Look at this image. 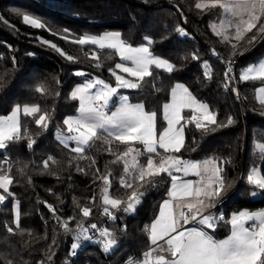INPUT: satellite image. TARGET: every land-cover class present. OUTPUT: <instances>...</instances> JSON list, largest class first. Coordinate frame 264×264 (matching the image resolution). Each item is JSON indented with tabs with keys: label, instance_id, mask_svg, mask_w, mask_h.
Instances as JSON below:
<instances>
[{
	"label": "trees",
	"instance_id": "obj_1",
	"mask_svg": "<svg viewBox=\"0 0 264 264\" xmlns=\"http://www.w3.org/2000/svg\"><path fill=\"white\" fill-rule=\"evenodd\" d=\"M197 2L199 0H0V17L3 18L0 21V75L7 73L0 87V116L8 115L15 103H39L45 111L54 109V121L46 132H41L33 118L21 115V135L26 128L36 140L31 150L27 138L11 144L7 150H0V174L12 177L9 191L14 194L0 205V264H39L41 261L44 264H120L131 254L149 247L144 227L153 222L161 202L167 198L171 183L168 177L155 187L148 186L134 214L118 213L117 220L106 226L118 240V246L110 253L102 250L105 238L94 237L85 241L77 255L71 254L77 222L90 228L92 223L101 226L107 219L103 215L101 189L104 185L99 179L94 182L89 169L91 159L95 160L94 168L100 169L97 175L111 172L109 179L115 177L109 195L127 201L132 191L120 187L118 180L124 175L123 165L112 163L115 157L104 151L105 145L98 143L86 153L89 159H80L55 140L56 123L63 127V118L77 114L78 101L72 100L70 93L83 77L76 76L75 72L83 71L88 77L116 85L109 69L121 62L118 54L115 50L74 43L85 34L99 36L106 31H116L133 46L144 44V37H148L152 41L150 50L176 66L171 74L153 66L156 79L146 78L148 83L143 85L147 95L139 90L122 89L130 100L143 102L148 111L157 113L158 134L166 126L163 104L170 100L171 88L177 82L183 83L216 111L218 122H226L232 115L236 120L234 125L213 133L205 134L196 129L194 122L187 124L185 148L175 155L185 160L216 158L219 166L223 164L231 185L223 196V200H227L220 206L227 219L240 210L264 209V190L250 185L246 179L253 168H259L264 176V148L259 147L264 145V105L256 98V89L264 80H240L241 68L264 55V33L258 32V24L252 33H243L241 39H237L234 26H226L223 35L216 36L211 25L224 10L219 6L196 9ZM13 8L18 11L13 12ZM23 15L39 19L45 27L37 29L26 25ZM261 21L264 22V15ZM177 27H183L189 36H180L175 31ZM253 33L257 34V39L249 43ZM65 35H68L67 40L62 38ZM45 40L72 55L75 62L68 61L50 44H44ZM213 49L225 61L235 62L239 92L232 91L234 82L226 80L224 63L212 55ZM193 52L200 55V60L191 58ZM93 53L99 56L98 60L92 59ZM12 57L16 60L14 70ZM204 61L211 65V79L204 75ZM96 64L100 67H94ZM37 82H43L49 91L43 95L36 93ZM190 115L185 112V117ZM193 146L194 151L190 150ZM137 147L143 150L142 146ZM158 151L164 154L163 150ZM48 156H52L54 162L49 161L45 167ZM145 159L140 157L141 162ZM228 160L231 163H227ZM77 166L84 172H78ZM140 183L137 181L133 187L144 191ZM253 191L257 192L255 197L251 195ZM15 200L19 201L21 209L19 227L15 224ZM47 205L57 211L51 212ZM83 207L92 210L90 217L82 216ZM73 216L76 220L70 221ZM65 221L69 222L71 231L64 230ZM8 227L13 228L12 233L7 232ZM229 232V227L222 224L215 234L223 237ZM50 255L52 259L48 260Z\"/></svg>",
	"mask_w": 264,
	"mask_h": 264
},
{
	"label": "snow or ice",
	"instance_id": "obj_2",
	"mask_svg": "<svg viewBox=\"0 0 264 264\" xmlns=\"http://www.w3.org/2000/svg\"><path fill=\"white\" fill-rule=\"evenodd\" d=\"M218 6L226 13H231L233 17L239 16L240 19L235 24L232 20L221 21L219 28L215 24L211 25L216 36H222L226 26H234L237 39H241L243 33H252L253 29H257L258 24V32L264 33V22L261 21V16L264 15V0H199L195 3V8L200 10L214 9ZM12 11L18 10L13 8ZM243 14L247 15V19L243 18ZM22 19L23 23L33 28L45 27L39 19L31 15H23ZM2 20L3 18L0 17V21ZM184 22H187L186 18ZM64 31L68 33L69 30ZM175 31L182 37L189 36L183 27H177ZM62 38L67 40L68 35ZM256 39L257 34L253 33L248 42L252 43ZM144 40V44L134 47L121 39L120 32L110 31L99 36L85 34L74 41L78 45L115 50L121 62L109 69L115 78V86L98 77L88 78V74L83 71L74 73L76 76L85 77V80L76 85L70 93V98L78 101L77 114L63 118V127L61 123H56L55 140L63 149L76 154V157L80 159H89L86 153L101 143L106 146L104 151L115 157L112 163L123 165L124 175L120 176L118 183L126 190L132 189L127 201L109 195V189L115 180V177L109 179L112 176L111 172L97 175L100 169L94 168V158L89 164L94 182L99 179L104 185L101 189L105 205L103 215L113 222L118 217L111 210L134 214L142 203L148 186L155 187L158 182H163L165 177L170 178V187L166 193L168 198L162 201L154 221L144 227L148 236V251L143 253L142 260L130 258L126 264H264V210L258 212L240 210L232 213L228 219L222 211H209L222 203L223 196L231 186L227 181L223 164L217 166L216 158L192 161L175 155L185 148L187 124L194 122L196 129L208 134L234 125L235 118L229 115L226 122H218L216 111L211 110L207 103L198 101L184 84L176 83L171 88L170 102L163 104L164 120L167 126L163 127L157 136V113L146 111L144 103H131L127 95L120 94V89H133L147 95L143 85L148 83L146 78L156 79L153 66L168 74L176 70V66L168 59L153 54L149 47L152 41L148 37H144ZM43 43L50 44L47 40ZM50 46L65 56L68 61L75 62L72 55L63 52L56 44L51 43ZM212 55L219 58V54L214 49ZM191 58L200 60V55L193 52ZM92 59L98 60L99 56L93 53ZM12 62L14 70L15 57H12ZM233 64L234 61H229L227 71L224 73L229 82L235 79L230 76ZM94 67L99 68L100 65L96 64ZM202 67L204 75L211 79V65L204 61ZM117 69L127 74V78L125 75L118 74ZM254 69V65L249 66L241 73L240 80L264 79V63L260 64L258 76L253 75ZM4 75H0V87H3ZM56 83L59 84L58 78ZM34 90L42 95L49 91L43 82H37ZM232 91L236 92V89L233 88ZM259 91L264 93V87H261ZM55 95L59 96V92ZM114 97L118 102H114ZM237 99H239L238 93ZM260 103L264 105V99ZM186 108L193 113L189 117L182 114ZM21 115L33 118L41 132H46L54 121V109L51 112L45 111L39 103H15L8 115L0 116V150L9 149L11 144L23 138L28 139L29 150L33 148L36 140L31 138L26 128L23 136L21 135ZM182 121L185 123H181ZM137 145L142 146L143 150ZM121 146H123L122 150ZM259 147L264 148V145ZM158 149L163 150L164 154ZM190 150L194 151L195 146ZM140 157L146 159L141 162ZM49 161L54 162L52 156H48L44 161L45 167L48 166ZM226 162L231 163L230 160ZM76 170L84 172V169L79 166ZM190 175L199 177V180L185 179ZM125 176L128 178L126 179ZM246 179L250 185L264 190V176L260 175L257 169L253 168ZM137 181L142 182L139 187L144 188V191L134 189L133 186ZM12 184L13 179L10 175L0 174V189L7 193V195L0 194V205L14 196L9 191V186ZM251 195L255 197L257 192L253 191ZM47 207L53 213L57 211L52 205ZM14 208L15 224L19 227L21 209L18 201ZM176 208L179 209L178 214ZM81 211L84 218L92 215L89 207H83ZM69 220H76V217H70ZM222 224L229 227L230 234L226 238L217 239L215 231ZM62 226L66 232L71 231L69 222H63ZM90 228L105 238L102 242V250L105 254L118 246L116 234L109 231V228L98 229L95 223H92ZM76 229L74 242L70 245L73 256L77 255V250L82 247L81 241L92 239L88 235L89 228L83 227L80 222L76 223ZM7 232L12 233L13 228L8 227ZM52 243L55 244L56 241L53 240ZM47 259L51 260L52 256H48ZM39 264L44 262L41 261Z\"/></svg>",
	"mask_w": 264,
	"mask_h": 264
},
{
	"label": "built area",
	"instance_id": "obj_3",
	"mask_svg": "<svg viewBox=\"0 0 264 264\" xmlns=\"http://www.w3.org/2000/svg\"><path fill=\"white\" fill-rule=\"evenodd\" d=\"M216 58H217V57H216ZM217 59H218V61H221V62L224 63V71L226 72V71H227V65H228V62H229V61H225V60L223 59L222 56H219V58H217ZM230 76H231V77H235V79H234V81H233V82H234V88L236 89V92H239L238 77H237V69H236L235 62H234V64H233V66H232V72L230 73ZM226 200H227V199H224V200L222 201V203L225 202ZM222 203L217 204V206H216L215 209H210L209 211H212V212H220V211H222L223 214L225 215V218L227 219L225 211H224V210H220V206L222 205ZM122 207H123V205H122ZM111 211H113L114 214H115L116 216L118 215V213H122V212H118V211H116V210H111ZM111 223H113V221H111V220L107 217L106 222H105L103 225H101V226H97V228H98V229L104 228V227H106L108 224H111ZM88 235L91 236L92 238H94V237H101V236L98 235V233H97L95 230H92L91 228H89ZM81 244H82V247H81L80 249L77 250V254H78L79 252L82 251L83 246H84V244H85V241H81ZM148 249H149V247H148L146 250L142 251L141 253L131 254V255L129 256V258H128L126 261H124L123 263H120V264H126V262H127L130 258H131V259H134V260H142V259H143V253H144L145 251H148Z\"/></svg>",
	"mask_w": 264,
	"mask_h": 264
},
{
	"label": "rangeland",
	"instance_id": "obj_4",
	"mask_svg": "<svg viewBox=\"0 0 264 264\" xmlns=\"http://www.w3.org/2000/svg\"><path fill=\"white\" fill-rule=\"evenodd\" d=\"M227 20H234V22L236 23L237 22V17H233V16H231V13H226L225 11L223 12V14H222V16L217 20V21H215V22H213V24H215L216 26H217V24L216 23H219V24H221V21H227ZM212 24V25H213ZM106 32H110V31H106ZM105 33V32H104ZM103 33V34H104ZM102 34V35H103ZM261 63H264V55L259 59V60H257L256 62H253V63H250V64H248V65H246L245 67H242L241 68V71H240V75H241V73L243 72V71H245L249 66H255V69H254V73H253V75H256V76H258L259 75V71H260V64ZM95 78V77H94ZM259 79V78H258ZM262 80H264V79H262ZM107 83V82H106ZM261 87H264V82L262 83V84H260L258 87H257V89H256V98H257V100L258 101H261L262 99H264V93H261L260 91H259V89L261 88ZM120 91V90H119ZM257 171L260 173V175H262L261 174V172H260V169L259 168H257ZM263 176V175H262ZM0 194H4L3 192H2V189H0ZM18 200H15L14 201V205H15V203L17 202ZM19 202V201H18ZM19 205H20V203H19ZM14 214H15V208H14ZM155 255V254H154Z\"/></svg>",
	"mask_w": 264,
	"mask_h": 264
},
{
	"label": "crops",
	"instance_id": "obj_5",
	"mask_svg": "<svg viewBox=\"0 0 264 264\" xmlns=\"http://www.w3.org/2000/svg\"><path fill=\"white\" fill-rule=\"evenodd\" d=\"M232 16V15H231ZM243 18L244 19H247V15L246 14H243ZM239 19H240V17L238 16L237 17V22L239 21ZM217 24V28H219V26H220V24L219 23H216ZM225 29H226V27H225ZM224 29V30H225ZM224 33V32H223ZM134 47H137V46H134ZM154 54V53H153ZM155 55V54H154ZM160 57V56H159ZM162 58V57H161ZM118 74H121V75H125L126 76V78H127V74H124V73H122V72H118ZM88 78H92V77H88ZM85 80V77H83V79L81 80V82H79L78 84H80V83H82L83 81ZM177 83H181V82H177ZM77 84V85H78ZM181 84H183V83H181ZM112 86H115V85H112ZM174 87V86H173ZM93 91H95V89H93ZM190 91V90H189ZM191 92V91H190ZM120 94H122V95H127L126 94V92H124L122 89H120ZM191 94L194 96V97H196L192 92H191ZM128 96V95H127ZM114 99V102H118V101H116V98L114 97L113 98ZM170 99H171V96H170ZM196 99L198 100V101H200V102H202V103H205V102H203V101H201V100H199L197 97H196ZM130 100V99H129ZM130 102L131 103H140V102H135V101H132V100H130ZM168 102H170V100L168 101ZM143 103V102H142ZM145 110L146 111H148L147 109H146V107H145ZM186 111H188L191 115L193 114L192 113V111L190 110V109H184L183 110V112H182V114L185 116V112ZM190 115V116H191ZM163 116H164V113H163ZM181 123H184V121H182ZM206 123V122H205ZM156 124H157V121H156ZM166 126H167V122H166ZM165 126V127H166ZM157 136H159V134H158V132H157ZM205 159H212V158H203V159H199V160H192V161H203V160H205ZM216 163H217V166H219V164H218V162L216 161ZM185 179H191V180H199V177H196V176H194V175H190V176H188V177H185ZM168 198V197H167ZM166 199V198H165ZM186 199H190V198H186ZM162 203V202H161ZM160 206H161V204H160ZM174 207H175V202H174ZM159 209H160V207H159ZM176 210V212H177V214H178V212H179V209L178 208H176L175 209ZM262 210H264V209H262ZM248 211H251V212H258V211H261V210H255V211H252V210H248ZM158 213H159V211H158ZM157 216H158V214H157ZM156 216V217H157ZM155 217V218H156ZM154 221V220H153ZM230 234V232L227 234V235H229ZM227 235H225V236H223V237H218L216 234H215V236H216V238L217 239H223V238H226V236ZM162 243V242H161Z\"/></svg>",
	"mask_w": 264,
	"mask_h": 264
}]
</instances>
